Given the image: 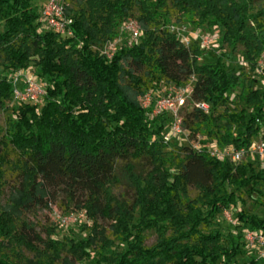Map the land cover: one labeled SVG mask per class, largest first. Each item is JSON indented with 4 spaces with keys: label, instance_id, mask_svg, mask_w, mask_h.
<instances>
[{
    "label": "trees",
    "instance_id": "obj_1",
    "mask_svg": "<svg viewBox=\"0 0 264 264\" xmlns=\"http://www.w3.org/2000/svg\"><path fill=\"white\" fill-rule=\"evenodd\" d=\"M46 1L33 6L32 0H0V112L7 101L14 108L0 133V195L6 169L18 176L0 205V264H264L246 254L242 234L224 236L215 227L217 215L234 207L240 195L255 194L248 208L236 210V219L264 240V218L251 213L264 204V170L207 152L211 142L248 145L258 132L264 83L254 75L264 51V0H78L74 9L64 0L63 14L71 20L64 32L46 25ZM169 8L194 28H218L221 44L242 45L253 76L227 70L225 53L215 63H199L203 50L197 40L185 46L170 31ZM134 14L140 36L109 56L106 47L116 29ZM25 69L43 86L39 108V102L13 96L24 86L22 80L13 84V73ZM192 76V93L181 109L189 137L166 151L163 132L171 115L152 117L139 99L154 84L178 87ZM125 77L127 85L121 82ZM198 101L209 104L208 113L193 106ZM197 135L199 151L190 144ZM139 160L147 161L143 175L129 164ZM120 161L134 184L131 203L109 195ZM190 186L199 192L194 198ZM57 200L84 211L91 222L80 227L78 239L43 240L22 217ZM106 220L111 239L102 234ZM149 230L156 240L146 246ZM16 246L36 259L23 258ZM239 255L248 258L240 262Z\"/></svg>",
    "mask_w": 264,
    "mask_h": 264
},
{
    "label": "rangeland",
    "instance_id": "obj_2",
    "mask_svg": "<svg viewBox=\"0 0 264 264\" xmlns=\"http://www.w3.org/2000/svg\"><path fill=\"white\" fill-rule=\"evenodd\" d=\"M45 0H32V5L35 4H44ZM75 1L78 0H69L68 3L70 5V8L74 9L76 6ZM170 13V24L169 29L173 33L176 34L177 38L185 45L189 46L192 42H194L195 38L198 39L194 34L200 33L203 34V36L209 34L213 37V42H211L209 45H207L205 48H201L200 45H198L203 51L201 52L199 56V63H215L217 61L218 55L221 53H225L229 56L227 59V70H229L230 67H233L234 72H239L244 75H249L250 77L253 76V73L248 70L247 64L243 61L241 54L244 49L242 45H237L235 48L231 49L230 47H227L225 44H221L219 41V37L221 36V32L218 30V28H210L206 25L194 28L191 24L187 23L184 17L178 13L172 8H169ZM136 14L132 16L133 24H135L139 30V24L135 21ZM126 22L116 29L115 36L112 39L113 43L107 45L106 52L107 54L112 53V51H115L118 49L123 43L124 44H130V42H134L135 40L132 39L131 32L126 28ZM198 42V41H197ZM109 47V48H108ZM264 54V51L262 52V55ZM111 55V54H110ZM262 58L261 56L259 59ZM258 59V60H259ZM29 69V68H27ZM27 69L23 70V73H29ZM256 76L261 82L264 83V77L260 74L254 75ZM21 77L19 78L18 82H21ZM122 84L127 85L129 84L128 79L122 78L121 79ZM169 84L166 82H160L158 84H154L150 89V98L147 103V105L144 104V98L139 99L142 106L145 109H148L151 111L152 117L156 116V114L153 113V104H155L156 101H158L162 95H164L169 88ZM238 89L235 90V92ZM234 94V93H233ZM42 99L37 104V107L42 105ZM6 108H4L0 112V133L4 134L5 131L8 129V126L6 124L7 117L11 115V111L14 109L11 107L10 101H7L5 103ZM166 113L163 114V116ZM170 127L171 123L169 121H165V129L164 134H169L170 136ZM186 139L184 134L179 135L178 137L171 136L168 143L169 145L166 148V151H168L172 146L175 144V141H178L179 143ZM171 142H174L171 144ZM9 159L15 160L16 154L9 148ZM129 164H132L134 167L135 172L144 174L145 171H147V161L146 160H139V161H129ZM124 161H120L117 164V168L115 171V179L116 181L111 183L109 186V192L110 196L113 197L116 201L120 202H129L131 203L134 198V189L130 181L132 179L124 169ZM141 175V174H140ZM18 183V176L14 169L7 168L6 174H5V185L2 187V194L0 195V205L4 206L6 204V200L9 196V194L16 188ZM264 192V187L262 188ZM198 190L195 187H188V195L191 198H194L198 195ZM239 196V193H237ZM256 195L252 194L251 197H247L246 195H240L236 202V205L234 207H230L227 210H224L221 214L217 215L216 220L218 221V225L215 226L218 228V230L224 235L227 236L228 234H232L234 236H237L238 234H242L245 241H246V254L254 255L259 261H264V244L262 243L261 238L258 234L252 233L248 228L242 227L240 222L236 219V210L242 209V208H248L252 201L255 199ZM71 209V210H69ZM65 208L63 201L57 200L54 203H49L47 207H39L35 208L31 212H26L22 215V217L25 220H28L29 223L34 225L35 231L38 233L39 237L45 240V238L50 237L52 239L56 238H75L78 239L81 231H79L80 227H83L86 229L87 226H90V221L88 220L85 213H81L84 211H72V207ZM251 213H254L259 218H264V204L262 206H258L256 210ZM70 214H73L71 216ZM61 219H65V222H61ZM102 227V234L106 236L107 238H112L111 235V229H110V221L106 220L101 222ZM214 227V228H215ZM204 229L205 233L212 232L213 229ZM144 243L146 246H150L153 244L156 240V233L153 230L146 231L144 233ZM100 245V241L96 242L95 249L98 248ZM14 250H19V252L22 254L23 258H27L31 261H34L36 259V254L25 247H14ZM62 257L65 259H69V254L66 252H62ZM240 262L247 260V255H239L237 257ZM67 264V263H66ZM78 264H90L88 260H82Z\"/></svg>",
    "mask_w": 264,
    "mask_h": 264
},
{
    "label": "built area",
    "instance_id": "obj_3",
    "mask_svg": "<svg viewBox=\"0 0 264 264\" xmlns=\"http://www.w3.org/2000/svg\"><path fill=\"white\" fill-rule=\"evenodd\" d=\"M64 0H47L46 5L43 9V16L46 25L59 32H64L67 30V25L71 23V20L66 18L63 14ZM126 28L131 32L132 39L136 40L140 36V32L133 22H126ZM70 34V32H68ZM198 39V44L201 48H205L211 42H213V37L209 34L203 36L199 32L194 34ZM109 48V47H108ZM107 54V52H106ZM111 54V53H110ZM110 54H108L110 56ZM262 58L257 60L256 72L264 77V54L261 55ZM21 77L24 82L23 89L20 90L15 88L13 91V96L19 101H30L37 103L40 101L42 95L44 94L43 86L38 82L37 77L31 73H23L22 71H16L13 73V84H16ZM194 77H190L187 83L180 85L178 87H169L168 91L162 95V97L153 104V113L156 115L169 113L172 117L170 136L169 134L163 135L164 141H169L170 137H178L184 134L186 138L189 137L187 131L183 130L181 127V109L185 106L188 98H190L192 93V82ZM150 98V93L144 96V104L147 105ZM193 106L204 113H208L209 104L205 101L194 102ZM153 116V114H152ZM256 124L258 126L257 134L252 138L248 145L241 147H235L233 145H227L220 147L216 142H211L208 144L207 152L210 156L215 157L219 160H228L234 164L251 161L264 170V115L256 119ZM200 136L197 138L190 139L191 147L199 151L201 149ZM84 213V212H81ZM73 216V214H70ZM61 222H65V219H61ZM264 244L262 236L259 235Z\"/></svg>",
    "mask_w": 264,
    "mask_h": 264
}]
</instances>
